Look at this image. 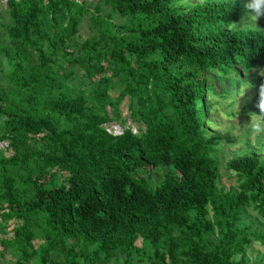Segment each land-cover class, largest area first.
<instances>
[{
    "label": "trees",
    "instance_id": "obj_1",
    "mask_svg": "<svg viewBox=\"0 0 264 264\" xmlns=\"http://www.w3.org/2000/svg\"><path fill=\"white\" fill-rule=\"evenodd\" d=\"M246 3L104 0L90 11L96 34L80 41L85 3L7 0L0 142L13 155L0 157V212L22 223L13 241L2 240L21 252L20 264L31 257L35 224L46 231L41 264L67 238L98 246L81 251L83 260L67 250L65 264H109L117 250L128 264L136 253L151 264H251L246 249L264 244V232L241 221L250 207L264 219V159L228 161L239 185L222 189L213 149L224 137L207 126L217 102L205 103L232 99L264 66V28L231 25L246 17ZM127 96L139 130L123 123L114 134L105 125L121 119ZM151 168L167 169L156 186ZM163 217L191 233L189 253L176 255L177 243L163 239Z\"/></svg>",
    "mask_w": 264,
    "mask_h": 264
},
{
    "label": "rangeland",
    "instance_id": "obj_2",
    "mask_svg": "<svg viewBox=\"0 0 264 264\" xmlns=\"http://www.w3.org/2000/svg\"><path fill=\"white\" fill-rule=\"evenodd\" d=\"M86 4L89 12L83 15L81 26L79 28L78 39L84 41L93 37L96 34V27L90 21V11H94L100 4L104 3V0H77ZM193 3H203L205 0H190ZM102 11L109 12L108 7H103ZM112 19L118 21L120 16L118 14H112ZM10 23V15L7 7V0H0V45L3 47L0 49V85L6 84V74L10 69L8 59L3 52L4 46H10V39L6 34V27ZM256 24L264 28V16H262ZM106 73L105 76L111 75L110 66L105 62ZM104 75V74H103ZM101 75V77H103ZM72 82L76 81L74 78ZM86 78L81 76L78 82L84 83ZM250 83L244 82L237 85L238 89L232 94V99H226L219 101L218 98H212L211 100L205 99L206 105L210 101L217 102L213 105L212 110L207 113V118L213 124H207L212 132L221 134L224 139L221 141L220 146L214 148L213 156L216 158L219 166V186L225 191H237L239 181L236 174L226 168L228 161L233 158L244 156L247 154H255L264 159V66L252 76ZM112 91L111 95L117 97L120 89H122L119 80L116 78L111 83ZM130 98L127 96L120 104L119 109L121 112V119L119 121H113L107 123L105 126L114 134H120L123 132V123L126 127H132L134 132H138V127L135 123H132L130 119L129 110ZM145 127V126H144ZM146 128V127H145ZM13 155L12 149L9 147L8 141L4 140L0 142V157H11ZM147 177H150L152 186H156L163 182L164 174L167 171L166 168L148 169ZM3 212V211H1ZM0 212V264H20L17 260L20 251H17L14 246L3 244L2 240L13 241L16 237L15 230L22 226L20 220L14 217L6 216V212ZM162 229H165L164 240L172 239L177 246L175 248L176 255H185L189 253L192 245V235L182 226H178L176 223L170 222L167 218L163 217L161 220ZM243 226H249L251 231L258 229L264 232V219L258 215L253 207L245 208L243 212V218L241 221ZM45 229L41 225L35 224L33 233L30 234L32 245L29 247V254L31 257L24 264H41L43 258V247L46 244ZM211 242L217 245L219 239L217 236H211ZM138 247L142 246V239H138L136 242ZM96 243H90L88 241H75L74 239H64L61 249L58 251H51L47 257V264H65L64 253L67 250L77 253L80 260H83V256L79 254L84 249L93 250L97 248ZM169 245H166L168 248ZM142 253H136L131 264H151L147 260H140ZM241 255H236L234 259H240ZM246 260L251 264H264V244L253 240L246 249ZM99 264V263H94ZM109 264H128L126 262V254L119 250L114 252Z\"/></svg>",
    "mask_w": 264,
    "mask_h": 264
},
{
    "label": "clouds",
    "instance_id": "obj_3",
    "mask_svg": "<svg viewBox=\"0 0 264 264\" xmlns=\"http://www.w3.org/2000/svg\"><path fill=\"white\" fill-rule=\"evenodd\" d=\"M246 8V17H242V22L237 25L235 23H231V25L237 31H244V30H254L260 29L257 27L256 22L264 16V0H247L245 4ZM262 30V29H260Z\"/></svg>",
    "mask_w": 264,
    "mask_h": 264
}]
</instances>
